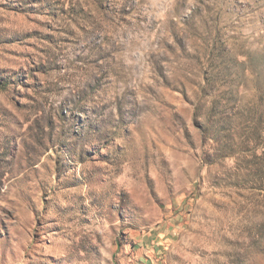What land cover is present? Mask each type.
<instances>
[{"label": "rangeland", "instance_id": "374dc122", "mask_svg": "<svg viewBox=\"0 0 264 264\" xmlns=\"http://www.w3.org/2000/svg\"><path fill=\"white\" fill-rule=\"evenodd\" d=\"M0 264H264V0H0Z\"/></svg>", "mask_w": 264, "mask_h": 264}]
</instances>
